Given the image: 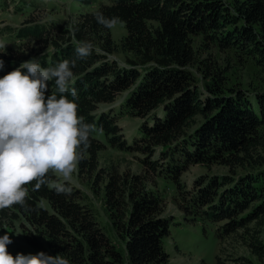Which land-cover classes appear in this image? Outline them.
I'll return each mask as SVG.
<instances>
[{
	"label": "trees",
	"instance_id": "1",
	"mask_svg": "<svg viewBox=\"0 0 264 264\" xmlns=\"http://www.w3.org/2000/svg\"><path fill=\"white\" fill-rule=\"evenodd\" d=\"M97 12L118 17L125 24L127 34L120 44L111 29L97 22ZM31 23L28 19L18 34L45 48L52 47L43 54V67L76 59L78 41H90L103 51L76 59L72 68L78 115L95 129L86 158L79 163L80 174L96 169L101 148L96 131L103 132L112 144L129 147L125 140L117 141L119 127L114 116L96 110L100 103H112L121 92L136 86L126 101L127 108L142 117L153 114V123L142 126L145 144L139 149L152 152V147L163 146L167 149H163L164 157L176 149L182 153L184 163H174L171 156L165 177L171 176V170L182 175L191 163L260 167L237 176H200L184 210L194 213L199 207L206 218L225 220L218 229L219 238L247 229L241 237L264 261V89L250 96L244 90L228 88L224 72L204 60V70L209 72L203 92L190 67L197 61L193 36H202L221 48L245 49L264 70V0H109L94 12L82 14L70 29L60 25L54 34L39 28L37 22L27 25ZM119 50L134 56L127 58L129 66L120 67L108 59ZM18 58L0 57L4 60L0 77L30 56L22 53ZM49 85L51 93L56 92L55 81ZM68 98L72 99L70 95ZM160 107L163 116L155 112ZM197 116L203 121L189 133ZM34 185H26L29 194L24 205L0 209V217L11 214V209L31 215L45 239L43 252L59 254L70 264H169L163 239L172 220L163 215L159 194L149 191L140 176L122 178L116 171L105 186L106 205L117 237L126 246L127 260L93 212L78 202L77 189L57 194L48 185L33 191ZM40 198L47 199L54 212L40 207ZM253 221L255 229L248 226ZM237 262L249 264L244 257Z\"/></svg>",
	"mask_w": 264,
	"mask_h": 264
},
{
	"label": "rangeland",
	"instance_id": "2",
	"mask_svg": "<svg viewBox=\"0 0 264 264\" xmlns=\"http://www.w3.org/2000/svg\"><path fill=\"white\" fill-rule=\"evenodd\" d=\"M107 3L109 0H0V28H2L0 40L8 42L5 52H0V57L18 61V57L23 53L29 55L30 59L35 57L40 60L43 54L52 50V47L45 48L44 44L30 42L28 37L20 38L16 34V30L7 29L5 25L23 26L29 19L33 22L42 23H39V28H47L54 34L60 25L70 29L82 14L94 12ZM29 27L34 30L33 26ZM111 30L114 40L120 44L127 34L125 24L121 22ZM193 40L197 52V61L194 66L190 67L196 73V83L203 88V92H205V83L208 82L206 74L209 72V69L207 72L204 70V60L208 65H213V68L218 67L224 72L225 83L228 88L244 90L250 96H253L256 91L264 89V70L245 49L221 48L202 36H193ZM95 47L98 52H103L100 47ZM0 51L3 50L0 49ZM133 57L131 53L120 50L108 55V59L114 60L120 67L129 66L127 58L132 59ZM135 87L121 92L112 103L103 102L98 105L96 113L106 112L117 120L120 137L117 140L118 143L125 140L129 147L121 148L118 144H112L103 132H96L95 137L101 147L98 152L96 169L92 172L85 170L80 174L78 165L77 171L72 176L71 185L80 193L77 197L78 202L93 212L100 227L123 252L127 260L126 246L117 237L106 205L105 186L111 174L116 171L122 178L131 179L132 176H140L142 183L149 191L159 194L162 200L163 215L172 220L170 232L163 239L164 249L170 256L169 264H244L237 262L240 257L247 258L249 264H264V261L253 254L244 242L245 239L241 237L247 229H238V234L227 235L225 233L223 237L219 238L218 229L225 220L216 222L206 218L199 207L194 213L189 211L192 214L184 210L195 192L194 181L200 176L210 177L225 174L237 176L246 172H255L260 167L232 168L218 163L211 165L191 163L182 175L175 174L169 169L172 177H165L164 174H168L167 166L171 156L174 157V163L178 161L184 163L183 157H181L182 153L176 149L170 152V156L164 157L163 149L165 151L167 149L163 146L152 147V152L147 148L146 150L139 149L145 144L142 126L144 123L149 125L153 123V118H151L153 114L142 117L132 114L127 108L126 101ZM47 95H51L49 85ZM155 112L164 115L162 107ZM202 121L203 118L197 116L189 129V133ZM174 163L172 164L175 165ZM98 175H100L99 178ZM57 179H59L57 176H49L50 181ZM38 205L54 212L53 207L45 198H40ZM11 210V214L9 212L7 216L0 217V236L8 231L13 241L7 246L8 250L15 254L23 253L25 255L43 251L46 244L40 233L41 229L37 226V221H33L31 215ZM248 226L252 229L257 228L254 221ZM14 232L21 234L16 235ZM261 238L264 240V227Z\"/></svg>",
	"mask_w": 264,
	"mask_h": 264
},
{
	"label": "clouds",
	"instance_id": "3",
	"mask_svg": "<svg viewBox=\"0 0 264 264\" xmlns=\"http://www.w3.org/2000/svg\"><path fill=\"white\" fill-rule=\"evenodd\" d=\"M95 15L108 29L121 23L118 17ZM7 44L0 40V52H5ZM95 50L92 42L78 41L76 59ZM76 59L42 67L33 57L0 77V209L24 205L29 194L26 185L32 182L33 191L48 185L57 194L71 193L72 176L86 158L90 134L95 130L78 115V94L71 86ZM3 68L0 59V70ZM50 81H55L56 92L46 96ZM50 175L59 179L50 181ZM12 242L8 231L0 236V264H70L59 254L43 251L13 256L7 248Z\"/></svg>",
	"mask_w": 264,
	"mask_h": 264
}]
</instances>
